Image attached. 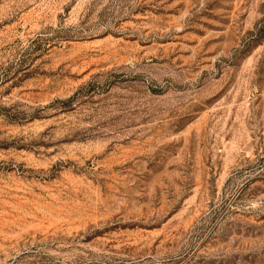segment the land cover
Segmentation results:
<instances>
[{
    "label": "rangeland",
    "instance_id": "374dc122",
    "mask_svg": "<svg viewBox=\"0 0 264 264\" xmlns=\"http://www.w3.org/2000/svg\"><path fill=\"white\" fill-rule=\"evenodd\" d=\"M0 264H264V0H0Z\"/></svg>",
    "mask_w": 264,
    "mask_h": 264
}]
</instances>
